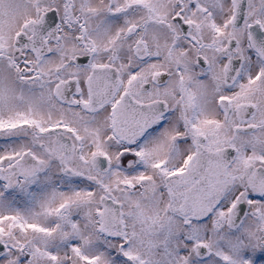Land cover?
I'll return each mask as SVG.
<instances>
[{"label":"snow or ice","instance_id":"1","mask_svg":"<svg viewBox=\"0 0 264 264\" xmlns=\"http://www.w3.org/2000/svg\"><path fill=\"white\" fill-rule=\"evenodd\" d=\"M0 264H264V0H0Z\"/></svg>","mask_w":264,"mask_h":264}]
</instances>
